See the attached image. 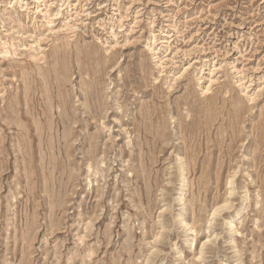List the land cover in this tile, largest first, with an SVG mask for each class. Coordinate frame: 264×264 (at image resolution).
Returning a JSON list of instances; mask_svg holds the SVG:
<instances>
[{
    "label": "rangeland",
    "instance_id": "374dc122",
    "mask_svg": "<svg viewBox=\"0 0 264 264\" xmlns=\"http://www.w3.org/2000/svg\"><path fill=\"white\" fill-rule=\"evenodd\" d=\"M0 264H264V0H0Z\"/></svg>",
    "mask_w": 264,
    "mask_h": 264
},
{
    "label": "bare ground",
    "instance_id": "6f19581e",
    "mask_svg": "<svg viewBox=\"0 0 264 264\" xmlns=\"http://www.w3.org/2000/svg\"><path fill=\"white\" fill-rule=\"evenodd\" d=\"M5 53H8V51L7 50H5ZM185 180H186V173L185 172H181V174H180V176H179V186H180V188H182L183 187V185H184V182H185ZM216 212V211H215ZM214 214V213H213ZM204 245V244H203ZM202 245V246H203Z\"/></svg>",
    "mask_w": 264,
    "mask_h": 264
}]
</instances>
